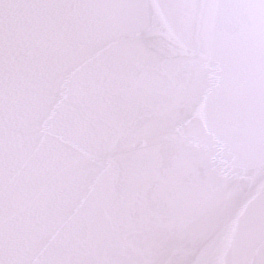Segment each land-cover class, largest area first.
<instances>
[{
	"label": "snow or ice",
	"instance_id": "6c2138e0",
	"mask_svg": "<svg viewBox=\"0 0 264 264\" xmlns=\"http://www.w3.org/2000/svg\"><path fill=\"white\" fill-rule=\"evenodd\" d=\"M0 264H264V0H0Z\"/></svg>",
	"mask_w": 264,
	"mask_h": 264
}]
</instances>
